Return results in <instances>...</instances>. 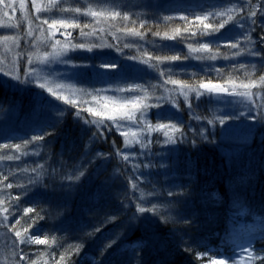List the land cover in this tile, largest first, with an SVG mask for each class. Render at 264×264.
<instances>
[{
	"label": "trees",
	"instance_id": "1",
	"mask_svg": "<svg viewBox=\"0 0 264 264\" xmlns=\"http://www.w3.org/2000/svg\"><path fill=\"white\" fill-rule=\"evenodd\" d=\"M28 4L35 9L33 0ZM100 5L112 28L119 34L127 29L139 31L146 47L141 51L124 48L119 37L104 31L109 43L122 49L118 55L71 54L67 59L90 66L72 69L45 65L43 75L54 76L50 82L40 81L43 76L37 81L23 77L26 66L18 71L21 81L0 77V105L15 106L23 120L36 118L51 102L62 113L39 128L17 127L22 135L0 138V157H14L11 161L0 159V264H211L213 259H224L223 254L247 235L253 237L259 256L257 264H264V259H260L264 257V108L256 102L249 139L233 138L229 142L226 134L223 136L211 97L199 88L201 83H212L236 90L261 81L264 44L259 39L264 36L260 14L263 0L169 3L155 12L125 7L111 0L100 1ZM251 11H257L253 18L257 24L248 33L255 43L240 35V24L249 26L247 13ZM113 12H120L121 16L114 17ZM125 14L129 19H123ZM225 20V27L215 35L200 34L204 24L217 27ZM89 21L88 25L94 24L91 18ZM82 28L85 32H99L96 27ZM177 28V39L163 38L165 32L173 35ZM79 31L74 30L72 36ZM156 32L161 35L156 36ZM197 41H218L219 52L213 48L217 60L195 59L206 55L188 49L189 43L198 47ZM232 43H238L239 48H231ZM237 52L239 55H235ZM173 54L181 55V60L160 63L154 59L156 55ZM129 56L153 57L149 62L158 64L159 70L151 68L142 73L138 67L126 66L124 58ZM105 59L117 61L118 68L97 78V65ZM169 67L171 79L181 84L169 82ZM161 71L164 75L159 74ZM62 72L70 76L81 93H71L70 88L57 84L55 77L64 75ZM184 84L196 86L204 94L197 98L196 92L184 88L189 90L185 99L180 92ZM136 85L141 87L135 93L127 91ZM164 85L168 96L164 91L162 94ZM49 87L56 96L48 92ZM103 88L109 91L96 92ZM117 88L126 91L117 92ZM157 97L170 99L148 108L143 119L139 110L131 108L133 102L141 107L155 105ZM173 100L175 110L169 108ZM125 104L128 108L124 110L132 112L137 121L122 119V113L115 111ZM87 109L115 112L116 120L93 116ZM158 112L180 113L177 128L184 133L183 137L174 128L167 136L164 128H157ZM210 120L213 122L208 123ZM36 136L43 139L33 141ZM168 136L177 142L166 144ZM26 141H31L27 147ZM137 141L151 143L141 148ZM4 144H20L21 148H3ZM25 152L29 154L24 155ZM36 152L40 154L35 155ZM124 155L129 160L125 161ZM5 175L8 180H4ZM8 183H12L11 189L6 188ZM170 192L174 195H168ZM137 205L153 210L139 213ZM29 207L35 211L28 213ZM110 217L116 219L107 222ZM98 227L100 231H95ZM17 231L21 233L19 237L15 236ZM29 236L48 242L18 243ZM108 243L111 247L105 250ZM25 253L26 258L20 259Z\"/></svg>",
	"mask_w": 264,
	"mask_h": 264
},
{
	"label": "rangeland",
	"instance_id": "2",
	"mask_svg": "<svg viewBox=\"0 0 264 264\" xmlns=\"http://www.w3.org/2000/svg\"><path fill=\"white\" fill-rule=\"evenodd\" d=\"M29 0H0V35H9L16 36L18 38V44L13 41L2 42L0 41V68H3L5 72H11L12 76H5L3 73H0V77L4 80L13 79V76L19 75L18 71L22 67H27V70L24 71L23 77L25 76L27 79L37 81L39 77L43 76V79L40 81H52L54 76L48 75L45 77L43 75V67L45 65H49L52 67H63L64 65L59 64L58 62L50 63V64H41L39 61L43 57L45 52H51L52 49L49 46L50 43H54L55 40H60L61 44L71 41V43H77L79 40H89L92 42H107L108 36L103 34L104 31L110 32L114 35V37H119L118 39L123 42V44L132 45L129 48H135L140 50L146 47V40L139 36H132L129 34L127 30H124V33L119 34L116 28H112L107 21V14L105 13L102 3L99 6L100 1L103 0H60L62 6L65 9H71L75 7H80L82 12L87 10L96 11L99 13L96 17L84 16L83 20L79 16V22L83 24H87L89 18L92 19V23L89 27H96L99 29V32H95L96 34L91 37H79V33L76 36H72V34L67 35V33H73V29H63L60 28L58 31L56 29H49L48 25H43L42 21L44 19L49 20V24L53 19H64L71 18L77 16L78 14L70 11L61 12L58 9H54L51 12H41L36 13L35 9L30 8L28 4ZM112 2H118L125 7H134L140 8L144 11L155 12L160 6L169 4V3H189L195 4L200 3L203 0H111ZM10 3L14 10L5 9L4 4ZM36 3L41 4L43 7L48 3V0H36ZM23 4V7L21 5ZM264 4V0H263ZM5 11H7V15H5ZM36 15L40 16V21L32 20L31 27L35 29L33 36H28L27 32L29 31V20L31 17ZM83 16V15H81ZM12 17V19H11ZM86 19V20H85ZM94 19V20H93ZM261 22L264 24V15L262 16ZM84 21V22H83ZM41 24V27L45 30V36L43 39H36L39 37L40 29L36 28L37 24ZM9 25H16L15 28L8 27ZM21 29H20V28ZM83 27V25H81ZM101 29L103 31H101ZM79 30V29H76ZM88 32V31H87ZM91 32V31H89ZM64 33V35H61ZM99 33V34H98ZM68 36V37H67ZM72 36V37H71ZM59 47V46H58ZM87 53H98V54H116L119 52L116 51L115 48H103V49H95L93 52L86 51H70L68 56L71 54H87ZM32 61V65L27 63L28 60ZM63 59H67V57H63ZM124 62L126 66L136 68L138 67L139 71L142 73L150 72L151 68L146 64L141 63L140 60H133L129 58H124ZM31 67L36 68V72L32 73L30 76L28 72ZM207 68L202 67V69ZM94 70V67H91ZM64 75L61 77H55L57 84L66 86L70 88L71 93H81L79 86H77L73 80H71L70 76L66 74V72H62ZM15 80V79H13ZM55 82V81H54ZM55 82V83H56ZM177 85V84H176ZM222 87H225L221 85ZM162 94L165 92L166 96H168V88L167 86H162ZM226 88V87H225ZM175 89V88H174ZM229 93H236L234 95H229L228 93H209L205 90L208 95L211 97L213 101V105L216 109V112L219 114L220 118H227L226 123L221 124V130L223 131V136L226 134L228 137V141L232 142L237 138L242 140H247L250 137V127L254 121V116L252 113L254 111V107L256 102H259L262 107L263 106V97H264V81L258 82L256 85L249 84V87H241L236 90L228 89ZM238 90V91H237ZM189 90H187L188 92ZM181 92V91H180ZM239 93H250V97H245L239 95ZM169 108L175 110V104L170 102ZM37 110V108H36ZM43 112H38L36 118L23 120L20 115H18V110L15 106H7L2 107L0 105V138H7L12 135L21 134L18 132L20 129L17 127H36L39 128L48 122L49 119L55 118L58 113H61L59 107L51 102V105L45 107ZM171 113V118H163L157 119L156 124L158 125H166L165 131L173 129V125L177 127V117L180 116V113ZM231 117V118H228ZM6 127L9 130H4ZM233 139V140H231ZM253 237L247 235L242 237L240 240L236 241L234 244V250H230L228 253L225 252L223 254V258L228 260V263L231 264H257L258 261V253H256L254 247H252Z\"/></svg>",
	"mask_w": 264,
	"mask_h": 264
},
{
	"label": "snow or ice",
	"instance_id": "3",
	"mask_svg": "<svg viewBox=\"0 0 264 264\" xmlns=\"http://www.w3.org/2000/svg\"><path fill=\"white\" fill-rule=\"evenodd\" d=\"M21 7H23V4L21 5ZM33 7L35 8L36 13H41V12H51L54 9H58L61 12H65V11H70V12H74L76 14H78L77 16L71 17V18H64V19H53L52 22L49 24V20L48 19H44L42 21L43 25H48L49 29H56L57 31L60 28L63 29H80L79 31V37H91L94 36L95 30L91 31V32H85L83 30V28L81 27V24L78 22L79 21V16L83 15V16H91V17H96L99 15L98 12L96 11H92V10H87L85 12L81 11L80 7H75V8H71V9H65L60 0H48V3L46 5H44L43 7L41 6V4L36 3V0H33ZM4 8L5 9H12L14 10V8L12 7V5L10 3H5L4 4ZM243 11V9H241ZM5 15H7V11H5L4 13ZM260 14L264 15V8L260 9ZM111 15H113L114 17H119L121 16L120 12H113ZM217 15H223V13H217ZM257 16V11H251L249 13H247V17L249 18V26L246 28L245 25L243 23L240 24V28H241V34L242 36H244V38L252 43H255V41L252 39L251 35H249L248 33L252 30H254V27L257 24V21L253 18H255ZM123 19H129V17L125 14L123 16ZM165 20H171L173 19L172 17H165ZM181 19L187 21L188 17H181ZM197 19H201L200 17H197ZM204 19H207V17H204ZM232 17L229 16L228 20H231ZM32 20H36V21H40V16L36 15L34 17H31V19L29 20V31L27 32L28 36H33L35 29H33L31 27V22ZM228 21L225 20L224 22H221L218 24L217 27H214L212 24H204L203 28L204 31H201V35H215L216 33H218L220 31V29H223L225 27V24ZM89 25L88 24H84L83 27L87 28ZM8 27H12L15 28L16 25H9ZM141 27H143V25H141ZM262 28H264V24L261 25ZM36 28L40 29L39 31V37H36V39L40 40L43 39L45 36V30L41 27V24H37ZM211 29V31H207ZM101 31H103L101 29ZM127 31L129 32L130 35L132 36H139L142 38V33H140L139 31H135L134 29H127ZM69 36L71 35V33H67ZM61 35H64V33H61ZM156 36H160L161 33L160 32H156L155 33ZM193 37L196 35V33H192ZM180 36V29L177 28L174 30V34L173 35H169L167 32H165L163 34V38L166 39H172L175 40L177 39V37ZM225 39H236V37L234 38H225ZM13 41L15 43L18 44V38L16 36H9V35H0V41L2 42H7V41ZM259 42L261 44H264V36H261L259 39ZM198 43V47H193V45L191 43L188 44V49L190 50V52H194V53H202V54H206V55H198L195 57V59L197 60H209V61H216L218 56L217 54L213 53V48H216V52H219V42L218 41H210V42H203V41H197ZM52 49L51 52H45L43 54V57L40 59V63L41 64H50V63H55L58 62L59 64L65 65V66H70L72 69H77V68H83V67H89L90 65L84 62H74L70 59H63V57H67L70 51H86V52H93L95 49H103V48H115L116 51L118 52H122V49L120 47H118L115 44H110L107 42H92L89 40H79L77 43H71V41L65 42L63 44H61L60 40H55L54 43H50L49 45ZM59 46V47H58ZM132 45L130 44H124L123 47L124 48H129ZM165 47H173L170 45H166ZM231 48L236 49L239 48V44L238 43H232L230 45ZM253 55H258V53H252ZM235 55H239V52L235 53ZM129 59H133V60H140L141 63L143 64H147L150 68H157L159 70V65L158 64H152L149 61L151 59H153V57H149L148 59H142L141 57L138 56H129ZM184 59H189L188 56H184ZM224 59H228L227 56L223 57ZM154 59L160 63H164V62H174V61H179L181 60V55L179 54H173V55H156L154 57ZM27 63L29 65H32V61L29 59L27 61ZM241 67H243V65H241ZM97 68L99 69V71L95 74L97 78L101 77L102 74L104 73H111L112 71H116V69L118 68V62L117 61H113V60H109V59H105L102 60L98 65ZM168 73H169V82L176 85V84H181V81L179 80H173L171 79V67H169V69H167ZM218 71V70H217ZM36 72V68L35 67H31L30 71L28 72V75L30 76L32 73ZM0 73H3L5 76H12L11 72H5V70L3 68H0ZM160 75H164V72L161 71L159 73ZM13 79L17 80V81H21V76L20 75H15L13 76ZM260 80L264 81V75L260 76ZM23 82V81H22ZM28 82H31L30 80ZM41 88H44L45 85L44 84H40ZM140 85H136L135 88L132 89H127V91L133 92L135 93L138 89H140ZM243 87L247 88L249 87V85H243ZM184 88H189L190 91L196 92L197 94V98H199V96L203 95L204 93L200 92L199 89L196 86H189L187 84L182 85L180 91L181 94L184 96L185 99H187L188 97V92L184 91ZM199 88L205 89L207 90L209 93H216V94H221V93H228L229 95H234L236 93H229L228 88L222 87L220 84H212V83H201L199 85ZM48 92L52 93V95L56 96L57 94L55 92H53L52 88L49 87ZM109 91V89L107 88H103V89H97L96 92L97 93H102V92H107ZM115 91L117 92H124L126 91V89H122V88H117L115 89ZM239 95L241 96H245V97H250V93H239ZM95 98V97H94ZM57 99H61V97L57 96ZM165 99H170L167 97H157L156 100V104L155 105H143L141 107L140 104L138 103H131V108L133 109H137L140 111V119H143L146 117L147 115V109L152 107V106H159L161 100H165ZM173 104H175L176 102L173 100L172 101ZM189 107H191V105H189ZM128 108V104H125L123 106L122 109H116L115 111H119L122 113V119L123 118H127V120L129 121H137V117L129 111H125L124 109ZM87 111L92 112L93 116H106V118L110 121H115L116 120V115L115 112L109 114V113H103V112H94L92 111V109H87ZM58 115H62V113H58ZM77 116L80 115V113H76ZM156 117L157 119H161V118H171V113L165 114V113H156ZM231 118V117H228ZM197 119H199V117H197ZM218 122L220 124H224L226 123V119L227 118H220L217 117ZM94 121H89V123H93ZM213 121H208V123H212ZM102 123V122H101ZM97 126L99 127V123L97 124ZM109 130L111 129V125L108 126ZM157 128H165L167 127L166 125H157ZM175 131L180 132L181 137H183L184 133L181 132V130L179 128H177L175 125L172 126ZM149 130H151V128H149ZM166 136L168 135L167 132L164 133ZM43 136H36L33 137L32 140L33 141H39L42 140ZM177 142L176 138H173L172 136H168V139L165 141V143H171V144H175ZM31 143V141H26L25 142V147H27V144ZM130 141L126 142L124 147L127 148L130 145ZM137 143L140 144L141 148H146L148 147V144L151 143V141H148L147 144L145 143H140L139 141H137ZM3 148H10V147H14L16 149H20L21 145L20 144H15V145H7L4 144L2 145ZM29 153L25 152L24 155H28ZM39 152H36L35 155H39ZM16 159H19V157H15ZM0 159H7L8 161H11L14 159V157L12 155H8L6 157H0ZM123 159L125 161L129 160V157L127 155L123 156ZM40 167H43L42 165H40ZM32 171H36L35 168L32 169ZM81 176L84 175L83 172L80 173ZM77 179H79V177H77ZM4 180H8V176L5 175L4 176ZM30 183H32V181H29ZM13 187L12 183H8L6 185V188L11 189ZM133 187H135V185H133ZM168 195H174V193H168ZM16 199L18 200L19 197L17 196ZM137 210L139 213H145V212H149L152 211L153 209L151 208H146L143 206H139L137 205ZM4 212H8V208H4L3 210ZM35 209L32 207L27 208V212L28 213H32L34 212ZM7 217H5L6 219ZM39 218H43V217H39ZM116 218L115 217H110L109 220L107 222H113ZM19 221H17L18 223ZM25 231H28V229H25ZM95 231H100V228H96ZM21 235V233L19 231H17L15 233L16 237H19ZM89 235H91V233H89ZM48 241L46 239H41L39 236H36L35 238H32L31 236H29L26 239L23 240H19L18 243L21 245L24 244H29V243H33V244H46ZM14 243H17L14 240ZM107 247H111V243H108L105 247V250ZM21 251H23V249H21ZM75 251L78 253L80 251V246H77V248L75 249ZM27 256V254L25 253L24 256H20V259H25ZM61 260L64 259L63 256L60 257ZM260 259H264V257H260ZM211 264H228V260L227 259H213L211 261Z\"/></svg>",
	"mask_w": 264,
	"mask_h": 264
}]
</instances>
